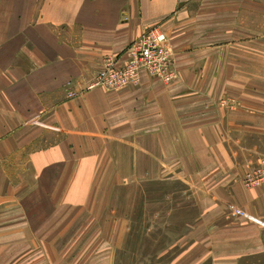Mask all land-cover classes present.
I'll return each instance as SVG.
<instances>
[{
    "label": "crops",
    "instance_id": "1",
    "mask_svg": "<svg viewBox=\"0 0 264 264\" xmlns=\"http://www.w3.org/2000/svg\"><path fill=\"white\" fill-rule=\"evenodd\" d=\"M156 26L175 54L170 84L143 72L136 87L87 90ZM261 157L264 0H0V264L47 242L98 178L177 169L232 260L262 254L264 182L242 183Z\"/></svg>",
    "mask_w": 264,
    "mask_h": 264
},
{
    "label": "rangeland",
    "instance_id": "2",
    "mask_svg": "<svg viewBox=\"0 0 264 264\" xmlns=\"http://www.w3.org/2000/svg\"><path fill=\"white\" fill-rule=\"evenodd\" d=\"M161 31L175 61L169 37ZM218 104L231 109L235 101ZM188 177L186 169H177L158 178H98L89 204L65 210L63 224L48 227L47 242L34 243L29 257L16 263L264 264V253L232 260V243L217 240L215 227L206 224L200 195ZM263 182L261 157L249 166L242 183L254 188ZM230 211L244 217L237 213H244L240 209Z\"/></svg>",
    "mask_w": 264,
    "mask_h": 264
},
{
    "label": "built area",
    "instance_id": "3",
    "mask_svg": "<svg viewBox=\"0 0 264 264\" xmlns=\"http://www.w3.org/2000/svg\"><path fill=\"white\" fill-rule=\"evenodd\" d=\"M122 56L123 60L111 57L103 59L87 90L102 88L114 92L136 86L143 72L166 85L176 77L175 61L167 46L166 34L157 26L129 45ZM68 96L73 97L74 94L68 93ZM237 213L246 216L241 211Z\"/></svg>",
    "mask_w": 264,
    "mask_h": 264
}]
</instances>
